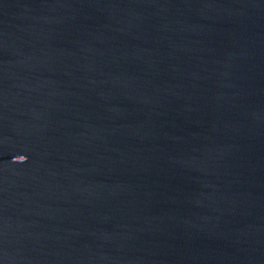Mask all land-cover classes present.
<instances>
[{
  "label": "water",
  "instance_id": "water-1",
  "mask_svg": "<svg viewBox=\"0 0 264 264\" xmlns=\"http://www.w3.org/2000/svg\"><path fill=\"white\" fill-rule=\"evenodd\" d=\"M0 264H264V0H0Z\"/></svg>",
  "mask_w": 264,
  "mask_h": 264
},
{
  "label": "clouds",
  "instance_id": "clouds-1",
  "mask_svg": "<svg viewBox=\"0 0 264 264\" xmlns=\"http://www.w3.org/2000/svg\"><path fill=\"white\" fill-rule=\"evenodd\" d=\"M25 159H26V158H25ZM25 159H24V160H25ZM24 160H17V161H24Z\"/></svg>",
  "mask_w": 264,
  "mask_h": 264
}]
</instances>
